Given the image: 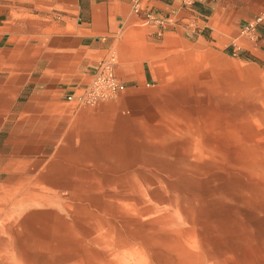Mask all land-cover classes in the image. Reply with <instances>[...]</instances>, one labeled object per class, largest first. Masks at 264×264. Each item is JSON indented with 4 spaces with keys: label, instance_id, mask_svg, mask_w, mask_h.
<instances>
[{
    "label": "rangeland",
    "instance_id": "obj_1",
    "mask_svg": "<svg viewBox=\"0 0 264 264\" xmlns=\"http://www.w3.org/2000/svg\"><path fill=\"white\" fill-rule=\"evenodd\" d=\"M144 69L0 109V264H264V61L193 42Z\"/></svg>",
    "mask_w": 264,
    "mask_h": 264
},
{
    "label": "crops",
    "instance_id": "obj_2",
    "mask_svg": "<svg viewBox=\"0 0 264 264\" xmlns=\"http://www.w3.org/2000/svg\"><path fill=\"white\" fill-rule=\"evenodd\" d=\"M0 0V109L27 94L64 99L102 62L138 86L159 49L207 43L264 61V0ZM263 17L252 37L246 26ZM242 44V47L240 46ZM161 47V48H160ZM156 48V49H155Z\"/></svg>",
    "mask_w": 264,
    "mask_h": 264
},
{
    "label": "built area",
    "instance_id": "obj_3",
    "mask_svg": "<svg viewBox=\"0 0 264 264\" xmlns=\"http://www.w3.org/2000/svg\"><path fill=\"white\" fill-rule=\"evenodd\" d=\"M183 5H191L197 0H176ZM140 0H134L133 8L138 11ZM263 17H257L250 22L245 28V34L252 37L256 27L262 22ZM125 85L121 82L114 73L112 62H102L95 74L92 82L85 86L80 94H69L66 96L67 101L77 100L81 103L95 104L100 100H104L112 95L122 92Z\"/></svg>",
    "mask_w": 264,
    "mask_h": 264
}]
</instances>
